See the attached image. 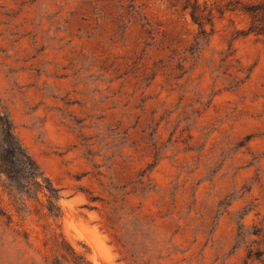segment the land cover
<instances>
[{
	"label": "rangeland",
	"instance_id": "obj_1",
	"mask_svg": "<svg viewBox=\"0 0 264 264\" xmlns=\"http://www.w3.org/2000/svg\"><path fill=\"white\" fill-rule=\"evenodd\" d=\"M200 3L0 0V107L62 210L0 185V264H264V0Z\"/></svg>",
	"mask_w": 264,
	"mask_h": 264
},
{
	"label": "trees",
	"instance_id": "obj_2",
	"mask_svg": "<svg viewBox=\"0 0 264 264\" xmlns=\"http://www.w3.org/2000/svg\"><path fill=\"white\" fill-rule=\"evenodd\" d=\"M184 8L190 15L191 21L202 28L204 21L199 12L200 0H183ZM251 15L252 22L249 31L264 32V5L245 8ZM0 185L2 194L7 196L9 204L21 213L29 209L27 201L38 200L43 194L46 198V212L55 219L62 215L58 203L60 188L55 186L39 168L35 159L21 144L14 132L13 122L5 110L0 107ZM0 213L6 214L0 205ZM72 248V247H71ZM75 264H92L86 252H77L72 248Z\"/></svg>",
	"mask_w": 264,
	"mask_h": 264
}]
</instances>
